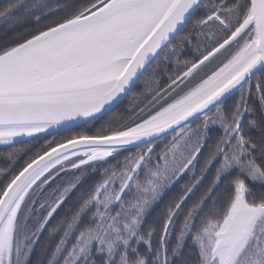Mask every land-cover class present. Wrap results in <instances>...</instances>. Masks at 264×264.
<instances>
[{
    "label": "snow or ice",
    "instance_id": "snow-or-ice-1",
    "mask_svg": "<svg viewBox=\"0 0 264 264\" xmlns=\"http://www.w3.org/2000/svg\"><path fill=\"white\" fill-rule=\"evenodd\" d=\"M0 264H264V0L0 6Z\"/></svg>",
    "mask_w": 264,
    "mask_h": 264
},
{
    "label": "trees",
    "instance_id": "trees-1",
    "mask_svg": "<svg viewBox=\"0 0 264 264\" xmlns=\"http://www.w3.org/2000/svg\"><path fill=\"white\" fill-rule=\"evenodd\" d=\"M5 3H7V0H0V6H3Z\"/></svg>",
    "mask_w": 264,
    "mask_h": 264
}]
</instances>
